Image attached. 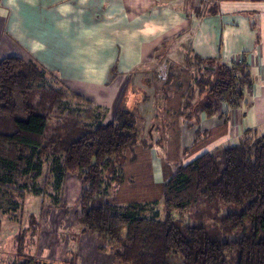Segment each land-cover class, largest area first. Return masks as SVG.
<instances>
[{"label": "trees", "instance_id": "1", "mask_svg": "<svg viewBox=\"0 0 264 264\" xmlns=\"http://www.w3.org/2000/svg\"><path fill=\"white\" fill-rule=\"evenodd\" d=\"M212 62L195 57L193 86L181 113L185 119L196 112L210 118L222 102L235 106L242 98L249 82L246 65ZM205 64L215 70L205 71ZM61 83L34 60L0 59V190L44 195L50 189L61 192L67 175L82 177L87 187L77 220L120 264H176L177 259L180 264H264V135L176 167L163 184L161 201L114 205L106 200L103 176L111 170L112 182L122 183L126 152L145 143L138 117L120 109L108 124L96 115L95 124L81 126L71 116L75 112L64 107L69 95L84 97ZM196 87L200 99L194 102ZM53 110L68 115L60 117L65 122L60 129L49 125Z\"/></svg>", "mask_w": 264, "mask_h": 264}, {"label": "crops", "instance_id": "2", "mask_svg": "<svg viewBox=\"0 0 264 264\" xmlns=\"http://www.w3.org/2000/svg\"><path fill=\"white\" fill-rule=\"evenodd\" d=\"M0 31L14 56L63 82L106 90L102 121L113 120L107 104L138 111L145 143L126 152L116 190L130 187L147 201L128 203L159 201L176 167L264 131V0H0ZM195 57L246 65L237 105L224 101L210 118L181 115Z\"/></svg>", "mask_w": 264, "mask_h": 264}, {"label": "rangeland", "instance_id": "3", "mask_svg": "<svg viewBox=\"0 0 264 264\" xmlns=\"http://www.w3.org/2000/svg\"><path fill=\"white\" fill-rule=\"evenodd\" d=\"M15 54H19V51L10 45L4 33L0 31V59ZM189 65L194 67L197 64L191 61ZM213 66L215 65L213 64ZM170 68H174L173 62L170 63ZM207 70L209 72L214 71L210 68ZM173 71L170 73L173 74ZM194 73L195 69L192 72V78ZM56 75L58 76V74ZM56 82V79L53 82L52 79L49 80V83L54 87L61 88ZM61 82V85L68 91L84 97L77 99L69 95V101L64 110L74 111L75 116L70 115L81 126L82 124H95L96 115L100 116L103 113L101 106H97V103H106L111 100L112 96L104 89L82 88V85L79 84L66 83L62 80ZM145 91L152 93L151 89H145ZM153 93L155 94L154 90ZM194 93V102H197L200 99L197 95V87L194 88ZM127 101L130 100L127 99ZM107 105L109 117L115 116V107L112 108V103ZM132 112L136 115L138 113V111L137 113ZM67 116L53 110L49 122L50 127L62 128L65 122L60 117L66 118ZM109 122L111 120H104L103 124ZM262 135H264V131L254 133L247 140H256ZM163 148L165 145L156 148L157 152H161V155ZM130 157L132 159L134 155L132 154ZM218 163L219 166L224 165L222 154L218 156ZM111 174L112 171L107 169L103 176V184H106V186L103 185V188L108 189L107 201L112 204L115 203L114 205L118 201V206L128 205L130 204L129 201L134 200L147 201L134 197V194L130 193L132 191L130 187L126 189L123 186L116 190L117 184L112 182ZM39 183L40 181L37 182V185ZM86 187L83 185L82 177L70 174L66 176L61 192L50 189L44 195H42L43 193L33 195L31 190H26L20 195L19 192L0 190V264H12L13 262L17 264H120L115 262L113 254L109 250L103 248V244L96 235L86 232L77 220L80 194ZM151 193L152 196H156L155 188ZM158 210L161 218H163L162 211L164 208L161 204L158 206ZM231 210L234 209L231 208ZM223 212L226 211L223 210ZM187 217L186 214L183 219H187ZM20 247L22 249H19ZM175 263L180 264V261L177 259Z\"/></svg>", "mask_w": 264, "mask_h": 264}, {"label": "built area", "instance_id": "4", "mask_svg": "<svg viewBox=\"0 0 264 264\" xmlns=\"http://www.w3.org/2000/svg\"><path fill=\"white\" fill-rule=\"evenodd\" d=\"M245 63V61H244ZM204 67L206 68H210L211 70H215V66L211 65V64H205ZM162 78H164L163 76H165V72L162 73Z\"/></svg>", "mask_w": 264, "mask_h": 264}]
</instances>
